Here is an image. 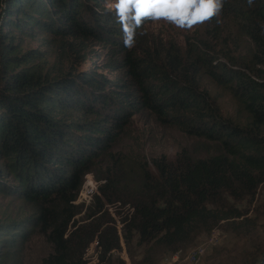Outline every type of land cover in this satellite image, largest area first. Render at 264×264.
<instances>
[{"label":"trees","instance_id":"trees-1","mask_svg":"<svg viewBox=\"0 0 264 264\" xmlns=\"http://www.w3.org/2000/svg\"><path fill=\"white\" fill-rule=\"evenodd\" d=\"M222 14L232 15L252 42L251 59L226 63L198 53L199 43L187 44L181 63L172 46L163 56L144 50L138 40L128 49L116 16H106L92 0H0V192L33 207L24 220H0V264H14L34 232L52 245L40 264H85L92 242L103 261L132 235L137 243L176 250L220 222L241 227L234 219L245 212L233 201L252 199L258 188L264 231V0L253 6L225 0ZM59 23L114 49L113 70L121 77L109 81L82 72L48 79L22 66L26 60L18 57L11 30L29 25L57 33L64 28ZM203 77L220 85L234 82L246 125L221 117L209 89L199 84ZM140 111L218 143L221 152L193 160L184 152L151 158V167L144 163L132 180L105 168L84 220H75L82 204L74 200L86 173ZM115 201L127 204L119 234L113 219H103L104 204ZM258 255L254 264H264V246Z\"/></svg>","mask_w":264,"mask_h":264},{"label":"rangeland","instance_id":"rangeland-1","mask_svg":"<svg viewBox=\"0 0 264 264\" xmlns=\"http://www.w3.org/2000/svg\"><path fill=\"white\" fill-rule=\"evenodd\" d=\"M92 1L97 3L100 12H104L106 16L115 15L106 8V5L114 0ZM82 14L87 15L85 11ZM218 20L219 22L214 18L192 31H182L163 21L146 22V34L138 35L137 40L142 41L144 50L160 53V56H163L166 47L172 46L179 53L180 63L188 54L187 44L193 46L198 43V53L218 55V58L226 60V63L251 59V54L256 49L249 38L239 32L235 18L230 14H221ZM60 25L64 28L59 29L57 33L29 25L28 28L21 26L20 29L11 30V41L17 48L18 57H21V61L26 60L22 66H28L31 71L34 70L41 77L48 79L64 74L73 76L82 72L95 73L109 81L121 77V71L113 70L117 57L112 54L111 50L114 49L110 50L96 36L72 31L66 25ZM259 66L264 69V64ZM199 84L209 89L221 117L237 126L247 124L248 116L239 102L237 92L234 91V82L220 85L203 77ZM179 152H184L193 160L208 158L221 152V149L216 142L188 136L174 126L159 123L148 111L132 114L109 151L86 173L78 198L74 200V204H82V208L73 218L79 222L84 220V210L90 205L105 168H109L113 175L132 180L144 163L151 167V158L161 155L172 158ZM3 161L4 159L0 158V164ZM5 179L8 181L10 177ZM260 196L261 191L258 188L252 199L233 201L235 207L245 212L240 218L234 219L243 226L238 229L234 230V224L230 225V220L220 222L209 233L196 235L176 250H168L151 243H137L136 235H132L128 242L121 239L119 248L110 250L103 261L99 260V250L91 243L83 254L85 264H254L264 246ZM126 208L127 204H122L121 201L106 203L103 210L108 215L105 214L103 219L119 220L125 215ZM32 213L33 207L29 203L0 192L1 221H21ZM247 228L254 231L245 234L248 232ZM117 232L119 234L120 231ZM198 249H201L199 255ZM50 252L52 245L46 241L44 235L34 232L14 256V264H40L41 259Z\"/></svg>","mask_w":264,"mask_h":264},{"label":"clouds","instance_id":"clouds-1","mask_svg":"<svg viewBox=\"0 0 264 264\" xmlns=\"http://www.w3.org/2000/svg\"><path fill=\"white\" fill-rule=\"evenodd\" d=\"M225 0H114L106 5L121 26L123 43L135 47L137 36L146 34V22L161 21L182 31H192L222 14ZM253 6L255 0H247Z\"/></svg>","mask_w":264,"mask_h":264},{"label":"built area","instance_id":"built-area-1","mask_svg":"<svg viewBox=\"0 0 264 264\" xmlns=\"http://www.w3.org/2000/svg\"><path fill=\"white\" fill-rule=\"evenodd\" d=\"M120 225H121V224L119 223V220H115V227H116V229L119 230V231H120ZM92 243H93V245H94L95 242H92ZM199 252H201V249H198V253H199Z\"/></svg>","mask_w":264,"mask_h":264},{"label":"bare ground","instance_id":"bare-ground-1","mask_svg":"<svg viewBox=\"0 0 264 264\" xmlns=\"http://www.w3.org/2000/svg\"><path fill=\"white\" fill-rule=\"evenodd\" d=\"M200 253H201V252H200ZM200 253H198V255H199Z\"/></svg>","mask_w":264,"mask_h":264}]
</instances>
